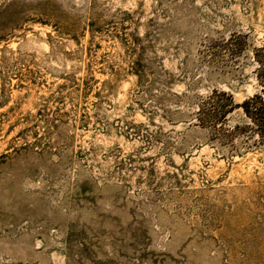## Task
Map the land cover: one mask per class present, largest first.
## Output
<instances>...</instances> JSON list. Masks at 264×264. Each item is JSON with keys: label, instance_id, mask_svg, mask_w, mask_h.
Returning <instances> with one entry per match:
<instances>
[{"label": "rangeland", "instance_id": "obj_1", "mask_svg": "<svg viewBox=\"0 0 264 264\" xmlns=\"http://www.w3.org/2000/svg\"><path fill=\"white\" fill-rule=\"evenodd\" d=\"M263 47L264 0H0V264H264Z\"/></svg>", "mask_w": 264, "mask_h": 264}, {"label": "trees", "instance_id": "obj_2", "mask_svg": "<svg viewBox=\"0 0 264 264\" xmlns=\"http://www.w3.org/2000/svg\"><path fill=\"white\" fill-rule=\"evenodd\" d=\"M262 49L264 51V47ZM256 58L259 63L258 79L262 86V92L245 101L241 107L244 109L247 117L257 124L259 129L264 132V65L261 67V48L256 53ZM214 97H221L225 100L222 103L216 102ZM208 104L211 106L217 105L216 109H218V112L216 115H211L212 113L208 109ZM231 112H233V99L231 95L226 92L216 91L213 97H210L209 101L205 102V107L201 109L200 113L203 115L202 120L205 118L212 119V117H214L220 121L221 119L225 120Z\"/></svg>", "mask_w": 264, "mask_h": 264}]
</instances>
